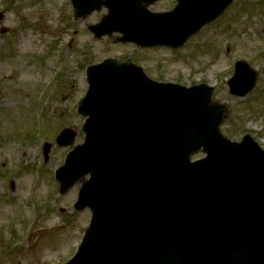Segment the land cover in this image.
Wrapping results in <instances>:
<instances>
[{
	"label": "water",
	"instance_id": "obj_1",
	"mask_svg": "<svg viewBox=\"0 0 264 264\" xmlns=\"http://www.w3.org/2000/svg\"><path fill=\"white\" fill-rule=\"evenodd\" d=\"M72 1L84 14L82 1ZM155 1L89 0L87 13L108 9L92 32L178 48L233 0H177L173 11L152 14L146 7ZM86 77L77 109L84 140L55 178L63 193L89 176L75 209L92 217L66 264H264V151L249 135L237 143L220 134L225 107L212 102L214 89L157 83L115 59L89 67ZM255 79L237 63L230 93L244 97ZM73 138L65 130L57 144ZM200 151L206 157L191 162ZM184 221L190 233L176 235Z\"/></svg>",
	"mask_w": 264,
	"mask_h": 264
},
{
	"label": "rangeland",
	"instance_id": "obj_2",
	"mask_svg": "<svg viewBox=\"0 0 264 264\" xmlns=\"http://www.w3.org/2000/svg\"><path fill=\"white\" fill-rule=\"evenodd\" d=\"M32 1L0 0V264L64 263L89 223V211L72 208L81 181L59 195L54 178L83 140L84 118L76 102L87 90L89 65L131 59L156 81L213 87L212 100L228 108L221 133L234 142L249 134L264 150V0H234L175 50L136 49L118 43L115 35L99 42L87 26L106 10L77 21L69 0ZM174 5L175 0H162L153 11ZM237 61L256 72L245 97L228 91ZM66 129L75 136L70 145L58 147L56 139Z\"/></svg>",
	"mask_w": 264,
	"mask_h": 264
}]
</instances>
